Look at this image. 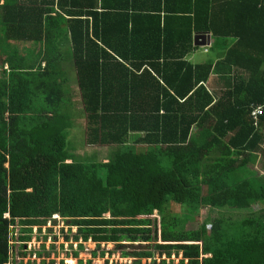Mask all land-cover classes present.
Wrapping results in <instances>:
<instances>
[{
  "label": "trees",
  "instance_id": "trees-1",
  "mask_svg": "<svg viewBox=\"0 0 264 264\" xmlns=\"http://www.w3.org/2000/svg\"><path fill=\"white\" fill-rule=\"evenodd\" d=\"M83 117L105 162L78 152ZM262 155L264 0H0V264L54 214L79 228L73 259L264 264Z\"/></svg>",
  "mask_w": 264,
  "mask_h": 264
},
{
  "label": "rangeland",
  "instance_id": "rangeland-1",
  "mask_svg": "<svg viewBox=\"0 0 264 264\" xmlns=\"http://www.w3.org/2000/svg\"><path fill=\"white\" fill-rule=\"evenodd\" d=\"M204 42H205L204 40H201L200 44H203ZM67 79L70 82L69 83L70 92H72L73 94V100L76 104V110L79 112H83L84 106L82 102L81 92L78 87L76 72L70 71L69 76L67 74ZM211 91L215 92L214 89H212ZM87 121L88 119H86L85 117L77 120L78 128L75 134L78 137H81V139L79 140L81 145H78V152L79 154L83 156H86V155L96 156L99 161L105 162L109 158V156L112 155L114 151V146H100V145L87 146L86 139L83 142V139L86 138L85 136L83 138V135H86L87 130H88ZM234 158L238 159L237 157H234ZM247 167L249 170L252 171V173L255 172L257 173V175L264 176V155L260 157V163H256L255 165L253 164L247 165ZM262 209L264 210V205L258 204L253 207V212L259 213L261 212ZM179 210H181L180 207H179ZM245 214L249 215L251 214V212L247 211L245 212ZM217 216H218L217 210L211 211V209L209 208L204 209L203 211H201V213H199L197 216H194L192 218L193 220L190 221V223L187 225V229L188 230H199L206 220L215 219L217 218ZM106 217L108 218L109 214H106ZM62 220L63 219H61V221L52 220L53 226H56V227H53L54 229L50 228L47 230L48 235H49V230H52V234L49 235V239H51L52 244H50L49 240L47 243L50 245V249H51V252H50L51 256L49 258L50 262L54 261L55 264H70L69 263L70 261H75V264H79L80 262H83V264H87V262L92 261L93 264H107V262H109L110 264H134L135 260L123 258L122 250L118 251L115 245H102L101 246V252L102 251H106L108 253L112 252L114 255L112 256L107 255L106 258L102 259L99 257L100 256V253H99V256H98L99 258L93 259L91 254L93 251H96V245L91 242L84 245L85 250L84 252H80L79 259H73V256L75 255V253H78L80 251L79 246L82 245V243L77 244L74 241L66 243L65 239L67 236H69L70 239L73 240L75 238V235H77L78 233V228L68 227L67 223H65V221H62ZM35 230L36 229L34 228L33 239H32L31 245L27 246L28 256L23 258L20 255V258L23 260V264H28L29 262H34V261H37L40 264V260H37V259L35 260V257L32 255V253H34L35 251L39 249V242L41 241L40 234L43 233V230H42V233L38 232L39 237L37 241L34 240ZM46 249H47V246H45V251ZM15 251H16L15 257H17L19 253H23V250H20L18 248H16ZM182 259H183V256H181L180 258L177 256H174L171 261L167 257L162 259L159 257V255L155 253V256L153 259L149 261L143 260L142 264H162L163 261H167L169 264L173 261L175 264H180Z\"/></svg>",
  "mask_w": 264,
  "mask_h": 264
},
{
  "label": "built area",
  "instance_id": "built-area-1",
  "mask_svg": "<svg viewBox=\"0 0 264 264\" xmlns=\"http://www.w3.org/2000/svg\"><path fill=\"white\" fill-rule=\"evenodd\" d=\"M263 113V110L260 108V109H258V110H256L255 111V113H254V118H255V121H256V125L258 126V125H260V122H259V115H261ZM7 217H9L10 218V214H8L7 215ZM53 219H55V218H57L58 219V221H61V219H63L62 221H65V223H66V220L64 219V218H62V217H60V216H53L52 217ZM68 226V225H67ZM53 227H56V226H53V222H52V220H49L48 221V223H47V225H45V226H43L42 227V230H43V233L42 234H40L41 236H40V242H39V249L37 250V251H35L34 253H37L38 251H42L43 249H42V247L45 245V246H47V249H46V251L48 252H51V249H50V245L49 244H47L48 243V240L50 241V244H52V242H51V239H49V235L50 234H52V233H50V230H49V235L47 234V230L48 229H50V228H53ZM68 227H70V226H68ZM36 230H35V241H37V239H38V237H39V234H38V232H39V227H34ZM73 228H77V227H73ZM54 229V228H53ZM33 233H34V229H33ZM45 237H47L48 239H47V242L45 241ZM19 238H20V234H19V227H18V229H17V234H16V239H17V241H19ZM32 242V241H31ZM31 242L29 243V244H27V246H30L31 245ZM12 245H13V247H16V248H18V249H20V247L22 246V244H20L19 242H12L11 243ZM19 246V247H18ZM26 246V247H27ZM16 248L14 249V250H16ZM26 250H27V248H26ZM34 257H35V260L37 259V256L34 254L33 255ZM37 260H39V259H37ZM35 262V261H34ZM30 263H33V262H29L28 264H30ZM38 263V262H37ZM40 263H41V260H40ZM11 264H23V260L20 258V256H17V257H15V252H14V257L12 258V261H11ZM39 264V263H38Z\"/></svg>",
  "mask_w": 264,
  "mask_h": 264
},
{
  "label": "crops",
  "instance_id": "crops-1",
  "mask_svg": "<svg viewBox=\"0 0 264 264\" xmlns=\"http://www.w3.org/2000/svg\"><path fill=\"white\" fill-rule=\"evenodd\" d=\"M203 44L205 45V42H204ZM210 45H211V44H210ZM212 45H213V44H212ZM212 45H211V46H212ZM214 79H215V76H213V80H212L211 82H209L208 85H207V87H208L210 93H214V92L211 91L212 89H214V88H213V85H214L215 82H216ZM216 98H217V97H216ZM217 99H218V98H217ZM198 130H199V129H198L197 127H195V128L193 129V132L196 134Z\"/></svg>",
  "mask_w": 264,
  "mask_h": 264
},
{
  "label": "clouds",
  "instance_id": "clouds-1",
  "mask_svg": "<svg viewBox=\"0 0 264 264\" xmlns=\"http://www.w3.org/2000/svg\"><path fill=\"white\" fill-rule=\"evenodd\" d=\"M7 215H8V214H7ZM54 215H55V216H60V217H62L60 214H54ZM54 215H53V216H54ZM53 216H52V217H53ZM52 217H51L50 219H48V220L58 221L57 218L53 219ZM62 218H63V217H62ZM47 223H48V222H47ZM46 225H47V224H46ZM52 229H53V228H52ZM78 230H79V228H78ZM50 233H52V230H50ZM77 234H78V233H77ZM75 236H76V235H75ZM47 239H48V238H47ZM46 242H47V241H46ZM80 243H82V242H80ZM80 243H79V244H80ZM77 244H78V243H77ZM44 246H45V245H44ZM79 248H80V246H79ZM43 250H44V249H43Z\"/></svg>",
  "mask_w": 264,
  "mask_h": 264
},
{
  "label": "water",
  "instance_id": "water-1",
  "mask_svg": "<svg viewBox=\"0 0 264 264\" xmlns=\"http://www.w3.org/2000/svg\"><path fill=\"white\" fill-rule=\"evenodd\" d=\"M202 39V37L201 36H197V45H200V43H201V40ZM205 39V38H204ZM200 41V42H199ZM203 45V44H202ZM130 247H137V246H130Z\"/></svg>",
  "mask_w": 264,
  "mask_h": 264
},
{
  "label": "bare ground",
  "instance_id": "bare-ground-1",
  "mask_svg": "<svg viewBox=\"0 0 264 264\" xmlns=\"http://www.w3.org/2000/svg\"><path fill=\"white\" fill-rule=\"evenodd\" d=\"M69 263H70V264H75V261H70Z\"/></svg>",
  "mask_w": 264,
  "mask_h": 264
}]
</instances>
